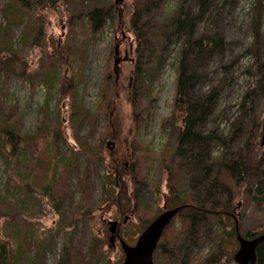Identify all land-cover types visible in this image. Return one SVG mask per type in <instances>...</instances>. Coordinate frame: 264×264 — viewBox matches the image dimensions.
<instances>
[{
  "label": "rangeland",
  "instance_id": "1",
  "mask_svg": "<svg viewBox=\"0 0 264 264\" xmlns=\"http://www.w3.org/2000/svg\"><path fill=\"white\" fill-rule=\"evenodd\" d=\"M183 1L24 0L22 7L19 0H0V197L5 200H0V240L14 255L22 246L23 264L37 260L58 264L66 236L72 244L80 242L81 251L94 255L91 264H122L120 245L110 246L108 222L127 218L120 234L126 245H132L163 205L175 206L173 194L188 192L185 173L173 157L184 119L175 105L183 37L169 24ZM95 8L103 16L102 28L93 33L89 13ZM9 9L18 20L4 18L12 13ZM198 13L197 4L194 19ZM194 26V37L215 36L222 42V49L188 69L195 78L190 89L195 99L201 100L215 86L220 89L206 130L226 138L241 115L243 98L258 80V66L264 65V0H208ZM137 35L155 38L153 55ZM50 73L58 77L48 89L43 82ZM262 101H247L256 118L264 109ZM72 103L91 113L103 108L97 131H106L104 154L117 169L89 163L94 203L82 208L92 213L87 218L75 216L77 228L61 229L75 214L81 196L73 175L61 196L59 182L66 170L58 155L70 157L69 168L82 166L83 172L86 166L77 154V136L85 138L90 132L78 118L82 112L76 114L79 107L70 109ZM251 125L246 120L242 129L248 131ZM8 127L12 137L3 135ZM57 130L60 145L51 144V134ZM88 137L90 146L99 145L100 133ZM210 147L215 158L220 151L215 144ZM110 179L115 185L106 196H114H105L103 202L101 185L111 184ZM239 193L224 227L231 230L237 223L241 234H261L264 207L257 208L242 187ZM57 207L64 211L57 213ZM219 221L213 218L215 232H223ZM183 229L180 222L172 223L166 239ZM28 238L33 239L31 244ZM225 241V255L215 260L235 264L237 240L230 236ZM214 246L208 239L198 241L188 253L199 257L191 264L206 262ZM39 247L43 251L37 254Z\"/></svg>",
  "mask_w": 264,
  "mask_h": 264
},
{
  "label": "trees",
  "instance_id": "2",
  "mask_svg": "<svg viewBox=\"0 0 264 264\" xmlns=\"http://www.w3.org/2000/svg\"><path fill=\"white\" fill-rule=\"evenodd\" d=\"M23 1L24 0H19V2L23 4L22 7H25V2ZM207 1L208 0H184L175 10L176 14L169 20L171 28L175 29V34L183 37V48L180 53L181 71L177 79L175 105L177 108L179 107L182 109L184 119L183 128L179 131L177 137L178 141L174 148V153L177 156L180 170L185 173L184 184L188 192L186 193L184 190L182 193L174 194V196L178 197V199H176V204L186 206L185 209L183 208V213H181L182 220H184L183 232L168 239H166V233H164L158 248L154 252V264H191V259L195 256L193 255V258H191V256H188V253L198 241L203 239H208L215 244L214 249L210 252L208 257L205 258V261L209 264H217L215 260L216 256L225 255L223 251L225 240L230 236H236V229L234 227L231 228V230L225 228L224 220L228 219L230 216V211L234 207L233 204L235 199L240 197L239 192L241 187L243 188L244 194L250 198L251 202L257 205V208L264 207V167H262L264 164V147L259 146L262 123L264 121V109L260 110L258 118H256L254 110L249 107L247 109L246 107L247 101L259 103L263 100L262 102H264V65L260 64L258 66V80L255 82V86L251 91L243 98V103L240 106L241 115L236 123L232 125L233 132L229 136H226V138L216 136L212 131L206 130V125L213 116V111L217 106V101L221 93L220 89L216 86L213 87L201 100L195 99L190 92V89L194 86L192 82H194L195 78L189 72L188 67L198 64L200 60H204L208 56H211L215 50L219 48L222 49L221 40L215 36L194 37V25L196 20L198 21L202 18L203 8ZM190 3L192 4L191 7H189ZM197 4L199 7V15H197V19H194L192 9ZM10 12L12 13L4 15V18H14L18 20V17L15 18L16 16H14V11L10 10ZM89 16L91 19V30H93V33L97 32L102 28L101 21L103 15H101L100 9H93V11L89 13ZM145 25L152 31L150 24L148 25L146 23ZM152 36L147 35L139 37V35H137L138 41L141 42L142 46H146L150 49L151 55L156 52L153 48L155 38H151ZM25 38L26 34L24 36V39ZM57 77V75L50 73L44 80L43 85L51 89L52 85L56 83ZM202 77L203 76H200V78ZM75 105L72 103L70 109L74 110L75 107H79L77 104ZM80 109L79 107V111H76V114L82 112L81 115L78 114L80 122L82 121L86 125H89L88 131L90 132L87 136H94L100 133V143L98 146L92 147L87 143L89 137L80 138L77 136L81 141L79 142L78 140L79 148L77 154L84 157L83 166H86L85 169L83 168V172L80 171L82 166L73 165L71 169L69 168L68 162L70 161V157L67 160L65 157L67 155H58L59 157H63L60 160L62 163H60V165L64 167V171L66 170V173L61 175V180L59 182L61 196L64 190L69 188L68 182L73 179L70 175H73L77 180L81 196L79 200L80 203L77 205L76 211L74 212L75 214L70 215L67 224L62 225L61 223V229H68V227H74L73 229L77 228L76 225L79 222L73 221L74 217L80 215L79 217L84 216L87 218L90 216L89 214L92 213L90 212L91 209L89 210L88 207L85 209L82 208L83 205L90 206V203H94L92 200L96 189L94 183L91 181V171L88 170L90 167L89 163L92 162L94 165L104 169H106L107 166H111L110 169L112 167L117 169L116 163H110L104 154V141L108 138L106 131H101L99 133L97 131L99 126V113L103 108H101V106L98 107L95 113L82 109L80 111ZM247 116L249 118H247ZM252 117H254V119ZM246 120H249L252 124L248 131L242 129ZM11 131L13 130L8 127L3 132V135L12 137ZM51 135L54 137L51 144H59V141L62 140V137L59 139L60 135L58 130ZM47 137L48 136H45L44 138ZM214 144L220 151L215 158L212 157L211 149H209V147ZM113 174L115 173H112L111 176ZM114 179H110L109 182H111V184L105 183L101 185L102 192L100 200L103 202L106 201V197L108 199L114 196H110V194L106 196L107 192L112 189V185H115ZM0 200L3 202L5 201L3 200V196L0 197ZM60 211L64 210L57 207L56 212L60 213ZM62 213V216L66 215L65 212ZM91 218H89V220H91ZM213 218H220L217 226L222 224L223 232L219 230L215 232L212 229ZM85 225H87V223ZM214 225H216L215 222ZM240 235L251 240L255 237L264 235V231L261 234L246 231L244 234L240 233ZM67 239L66 236L62 244L63 253L61 254L58 264H91L94 255L91 254V256H89L87 252L81 251L80 242L76 244L74 242L72 244L71 239ZM66 240L69 241V246L64 245ZM161 241L163 242L161 243ZM28 242L31 244L33 239L28 238ZM97 242L101 243L100 241ZM21 247L22 246L18 247L14 255L11 250H9L7 243L0 240V264H23L21 258L24 254V249H21ZM41 248L42 247L38 248L37 254L43 251ZM97 248L101 249V246ZM256 251V263L264 264V241L257 246ZM74 254L78 256L72 257ZM157 256H160V260L163 258L162 263L158 262L160 261L158 259L157 261L155 260ZM196 257V259L199 258L198 256ZM187 258L190 260L189 262H186ZM39 262L38 260L35 262L31 261L30 264H39ZM206 262L197 260L193 264H205Z\"/></svg>",
  "mask_w": 264,
  "mask_h": 264
},
{
  "label": "water",
  "instance_id": "3",
  "mask_svg": "<svg viewBox=\"0 0 264 264\" xmlns=\"http://www.w3.org/2000/svg\"><path fill=\"white\" fill-rule=\"evenodd\" d=\"M262 124L260 147H264V121ZM109 145L110 144L107 146ZM179 212L180 209H175L160 214V216L154 219L142 234L138 236L134 246L126 245L121 241L120 245L124 257L122 264H153L154 251L156 250L164 231ZM126 220L127 218L123 221L124 224H126ZM117 225L118 223L115 221L109 222L108 232L111 234L109 239L111 248H114L113 241L115 239ZM235 229L238 249L233 256V262L235 264H256V248L264 241V235L248 240L243 236L241 237L237 223Z\"/></svg>",
  "mask_w": 264,
  "mask_h": 264
},
{
  "label": "flooded vegetation",
  "instance_id": "4",
  "mask_svg": "<svg viewBox=\"0 0 264 264\" xmlns=\"http://www.w3.org/2000/svg\"><path fill=\"white\" fill-rule=\"evenodd\" d=\"M183 127V126H182ZM174 156L173 157H175V159L177 160V156H176V154L174 153L173 154ZM174 195V194H173ZM170 196V195H169ZM171 197H173V200L176 202V199H178V197H176V196H171ZM185 205H183V206H181V205H177V204H175V206H171V208H169V207H167L166 205H163V207H162V211L159 213V215H157V216H155L154 218H153V220L154 219H156L157 217H159L160 216V214H162V213H164L165 211H171V210H175V209H180V212L179 213H177V215L172 219V222L171 223H176V222H180L181 223V225H183V222H184V220H182V215H181V213H183V210L185 209ZM187 207H189V206H187ZM184 208V209H183ZM153 220H151V222L149 223V225L153 222ZM115 222H117L118 223V225H117V227H116V233H115V239H114V241H113V246H114V248H115V243L116 242H118V245H120V242L122 241L123 242V239L121 238V231L123 230V228H124V225H126V224H124V222L122 221V223L121 222H119V220H114ZM114 221H109V222H114ZM108 222V223H109ZM183 232V231H182ZM181 233V232H180ZM135 243V242H134ZM129 245V244H128ZM130 246H134V244H132V245H130ZM120 247H121V245H120Z\"/></svg>",
  "mask_w": 264,
  "mask_h": 264
},
{
  "label": "bare ground",
  "instance_id": "5",
  "mask_svg": "<svg viewBox=\"0 0 264 264\" xmlns=\"http://www.w3.org/2000/svg\"><path fill=\"white\" fill-rule=\"evenodd\" d=\"M197 17H198V16H197ZM193 91H194V90H193ZM207 93H208V92H207ZM171 224H172V223H171ZM171 224H170V225H171ZM170 225H169V226H170ZM169 226H168V227H169ZM256 264H257V263H256Z\"/></svg>",
  "mask_w": 264,
  "mask_h": 264
}]
</instances>
